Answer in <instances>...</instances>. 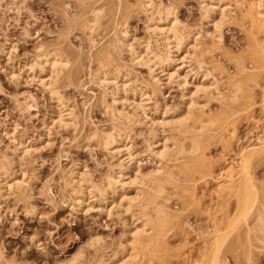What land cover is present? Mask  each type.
I'll use <instances>...</instances> for the list:
<instances>
[{
    "label": "rangeland",
    "instance_id": "374dc122",
    "mask_svg": "<svg viewBox=\"0 0 264 264\" xmlns=\"http://www.w3.org/2000/svg\"><path fill=\"white\" fill-rule=\"evenodd\" d=\"M145 1L0 0V164L5 163L3 164L7 173H5V177L9 179L15 177L18 181L27 183L18 190L16 188L13 190L14 187L10 191L0 190V264H71L75 259L78 264H97L102 260L101 258H111L122 251L120 243L124 240L123 231H126L130 224L128 216L126 214L119 215L117 212L119 210H113L112 214L107 216L100 208L103 198L96 195L87 200L82 208L71 204L74 186L67 185L68 188L64 180L69 181L70 174L77 172L80 175L82 173L84 178L86 176L99 186L105 183L107 175L111 176V172L115 174L116 159H112L102 148L104 142L102 138L105 139L103 136L109 133L113 134V132L114 135L121 134L132 140L134 150L139 154L138 162L135 161L132 165L133 170L145 172L154 166V162L145 152L146 143L152 139L148 123H143L145 121L142 120L143 117H139L141 121L137 118V121L140 122L134 120L135 122L129 123L122 122L114 116L112 118L110 112L105 111L102 107V90L97 86L96 77L103 71L109 76L121 74V77L127 80L129 90L138 88L144 91L145 89V92L149 93L151 101L145 103L149 114L154 112L153 107L157 104L160 107L167 105L165 106L167 110L174 111L180 107L181 90L175 84H162L159 88H155L154 94H151L153 85L151 88L148 87L150 84L146 68L132 61L127 48L124 49L122 45L118 46L115 43L117 38L114 37L118 36L116 31L124 32L125 36H118L123 43L137 47L140 43L143 45L150 42L154 47L158 38L154 36L155 34H151L149 28L151 23L157 22L160 16L164 17L163 10L166 8L175 9L180 26L185 25L184 27L187 26L186 28L193 31L199 32L205 28L206 22L201 20L199 9L202 0H152L154 5L150 10L142 9ZM233 2L238 5L242 4L241 0ZM232 8L236 17L239 18L233 21L229 20L231 22L225 23L222 27L221 47L223 49H215L203 57L205 65L208 64V67L211 66L209 62L213 63L211 60H217V64L224 67L223 74L212 72L218 80L220 95L216 100L209 101L208 110L211 111H207V113L210 114L212 122L208 124L209 126L206 124L204 127L208 132L203 129L204 132L200 133V138L205 139V142L200 139L205 155L201 153L202 159L198 155L197 161L205 160L204 163L201 162L204 168H198L201 167L199 164L196 171L186 173V170L185 172L181 171L184 170L182 168L184 165H181V168L171 167L175 175L174 178L179 184L176 187L171 183L165 184L164 196L168 197L167 207L175 213L178 222L182 223L177 224V219L176 222L174 219L171 222L175 225L167 223V226L163 227V230L170 227L168 230L165 229L166 232L162 231V236L166 237V247L163 250L159 249L161 253L159 250H156V253L153 252L155 254L152 256H155L151 257L154 260L151 259L152 264L193 263L192 261L190 263L189 257L192 254L194 258L196 250L200 248L202 242L200 241L201 236L198 238V235L208 232L212 225L211 221L214 219L212 217H218L226 206L225 203H221L220 198V202L218 201L215 192H213L216 188L215 178L217 179L219 174L224 171L225 166L235 165L238 162V152L241 148L257 147L264 141V113L261 111V98L264 91V63H259L253 58L255 56H253L255 41L259 39L264 41V37L262 38L263 34L255 31L254 27L255 30L250 27V22L240 19L238 13L241 12V9H236L233 6ZM156 10H160L162 15L155 13ZM250 38L253 40L251 39L249 43ZM251 41L254 42V50H252ZM46 51H55L56 54L58 53L68 61L67 66L60 71L56 87L54 86L62 96L65 106L74 112V121H70V124H66L67 126L64 127L50 124L56 102L41 87L38 79L39 68L35 69L33 76L29 72L30 66L33 64L43 63V54L47 53ZM7 52L8 55H6ZM216 62L214 63L216 64ZM242 64L245 65L243 67H246L247 73L250 71L249 76L252 73L250 77H253H247L250 80L240 79L243 82L239 80L240 73L236 74L235 67V65L237 68L242 67ZM224 72L228 75H226L227 77L231 76V78L229 77L231 81L226 78ZM12 74L14 75L12 76ZM235 74L238 75L239 83L241 82L240 88L242 87L237 92L234 91L232 84L233 79L235 80L237 77ZM244 83L245 85H243ZM109 93H111L110 89L106 92L107 103H111ZM246 93L250 98L246 97ZM232 94L236 98L228 101L229 96H233ZM120 104L122 105V103L116 105L118 110L126 108ZM123 110L132 114L131 108ZM225 115L227 116L225 117ZM202 122L205 123L206 120H202ZM12 125L16 129L13 128L14 132L11 135L9 133L8 136L5 133L8 130L11 131ZM197 127V123H195L194 128ZM2 129H6V132ZM12 135L14 138L27 139L28 144H31V150L33 149L30 154L22 156L15 152L10 139ZM206 136L208 137L206 138ZM175 137L181 139L178 135ZM181 141L185 146H189L188 139ZM203 143L207 144L206 148ZM179 161H184V159L180 158ZM259 161L262 162L259 163ZM136 162L140 163L139 168ZM256 163L254 162L251 173L255 177L254 180L257 179L260 182H256L261 183L264 182L263 156L262 160L260 158ZM169 164L171 165V163ZM210 167L212 168L210 169ZM207 171L211 173L204 176ZM4 176H1L0 171V179ZM186 177L192 179L191 182H194L197 187L196 194L198 196L196 195L195 199L201 197V200H193L198 203L192 201L185 191L179 189L181 183L188 182L189 179L186 180ZM28 185L29 187H27ZM15 190L17 191L15 192ZM181 192L183 193L181 194ZM110 194L111 192L108 191L109 197L112 195ZM202 197L204 198L202 199ZM215 197L218 205L224 204V207L221 205L223 210L217 212L218 216L213 212L222 208L216 207ZM213 201L216 204L211 203ZM208 203L212 204V209ZM196 204H200L203 208ZM88 205L89 207H87ZM208 206L210 207L208 209H211L210 213H213L209 214L208 212L210 216L212 215L211 217L207 214L208 209H205ZM225 212L223 213L225 214ZM222 215H220V219L224 217L221 218ZM209 223L211 225H208ZM206 226L209 227L205 228ZM240 228L242 229V227ZM95 238L100 240L97 244L92 242L96 240ZM166 241L169 246L166 245ZM196 245L199 248H196ZM239 249L241 248L239 247ZM239 249L236 248L234 254ZM254 250L257 252L259 249L254 248ZM169 252H172L171 256ZM230 253L228 255L226 253L225 256L222 254L221 258L225 260H221L220 264L236 263L233 259L234 256L231 259L233 253ZM258 253L257 255L253 253V261H256L255 264H264V254L259 251ZM239 261L242 263L237 262L238 264H243L245 260Z\"/></svg>",
    "mask_w": 264,
    "mask_h": 264
},
{
    "label": "bare ground",
    "instance_id": "6f19581e",
    "mask_svg": "<svg viewBox=\"0 0 264 264\" xmlns=\"http://www.w3.org/2000/svg\"><path fill=\"white\" fill-rule=\"evenodd\" d=\"M233 1L232 0H202L200 2L199 9L201 14V20L206 22V26L205 28L200 30L201 32L200 31L196 32L191 29H188L186 28L187 26L184 27L185 25L184 26L181 25L182 26L181 27L180 22L178 21L177 16L175 14L176 13L175 9L173 8L164 9L163 10L164 17L162 16L163 17L162 18L160 16V18L157 19V22L156 21L152 22L150 28L148 27L151 34L152 33L155 34L154 36H157L158 38V40L155 41L154 47L150 44V42H147L143 45H140L142 44L140 43L139 45H137V47L136 46L134 47L133 45L125 42L123 43L120 41L118 36L119 35L125 36L124 32L116 31V33H118V36H116L115 34L116 37L114 38H117L115 43L118 46L122 45L124 49L127 48L129 50L128 52L132 58V61L136 62L137 65L146 68L149 77L148 81L150 84L148 87L151 88V85H153L152 86L153 88L150 91L151 94H154L155 88H159L160 85L162 84H175L181 90V103L179 105L180 107H177V109L176 110L174 109V111L170 109H169L170 111L167 110L165 107L167 105L160 107V105L158 106V104L156 103L157 105H154L153 107L155 109L153 110L154 112H152V114H149L148 113L149 111H147L148 108H146L145 103L146 101L149 102L151 97L149 93L145 92L146 91L145 89L144 91L139 90L138 88H137L138 90L136 88L129 90L128 89L129 87L127 86V80L121 77L122 76L121 74L118 75L119 77L109 76L108 74L103 73L104 72L103 71L102 73L100 72L99 75H97L96 77L97 86L100 88V90H102V105H103L102 107L105 109V111L107 110L108 112H110L112 118L114 116L118 120H121L122 122L127 121L129 123L134 120L137 121V118L140 119L141 117H143L142 120H145L143 123L146 124L148 123L150 127L149 133L151 134L152 139H150L151 141L149 140L146 143L145 152L146 154L149 155L151 161L154 162V166L152 168L150 167L151 169H148L145 172L139 170L136 171L133 170L132 165L135 163V161L138 162L139 154L134 150L135 148L131 143L132 140H130V138H128L127 136H122L121 134L114 135L115 133L113 132V134L109 133L103 136L105 137V139L102 138L104 141V142L102 141L103 142L102 148L105 152L109 154V156L112 159L114 160L116 159L117 164L116 165L114 164L116 167L115 174L111 172L112 175L114 176L107 175L105 179V183L99 186L95 185L93 181L89 180L85 176V178L87 179L86 180L83 177L84 175H82V173L80 175L79 173L77 172L74 173L73 171H72L73 173L70 174L69 181L64 180L67 183L66 186L67 185L70 187L72 185L74 186L72 189L73 196L70 201L71 204H75L79 208H82L86 204L87 200L93 198L96 195L98 197L103 198L100 204L101 205L100 208L105 212V214H107V216H110L113 210H119L117 211L119 212L118 213L119 215L126 214L130 219L129 227L127 226L126 231H123L124 240L121 241L120 243V247L122 251L119 252L118 254H115L111 258H101L102 260L98 261L97 264H148V263L150 264L153 260L151 257L154 258L155 256V255L152 256L153 254L156 253L155 251L159 249L163 250L166 247L165 246L166 237L164 235L162 236V231H164L165 229L168 230V228L170 227L165 228L164 230L163 227L165 225L167 226V223L170 224L173 223L171 221H173L174 219H175L174 222H176L177 219L175 213L171 212L166 205V203L169 202L167 200L168 197L166 198L165 197L166 195L164 196V189H166L165 187L168 183L173 184L174 187L178 186L179 184V183L177 184V180L176 178H174L175 175L173 174V171L171 169H173L174 166L180 167L181 165H184V167L182 166L184 170L181 171L185 172L186 170V173L187 172L192 173V171L197 169L199 164L201 165V162L203 163L205 162V160L204 161L202 160L200 162L197 161V158L199 157L198 155H200L199 157L200 159H202L201 153L202 155H205L204 152L202 151L203 148L201 147L200 144V141L202 140L204 141L205 139L200 138V133L201 131L204 132L203 129L206 130V128H204L206 124L208 125L209 123L212 122V118L210 117V114L207 113V111H211L208 110L209 101L216 100L220 95L218 89L219 88L218 80L216 79V77L213 75L212 72L223 74L222 69L224 67H222L220 64L218 65L216 62L217 60L216 61L211 60L213 61V63L211 64L209 62V65L211 66L208 67L207 66L208 64L205 65L204 62L205 58L203 57H205L206 54L209 55L208 53L212 52L215 49H223V47H221L222 34H223L222 27L225 25V23L228 22L230 23L231 21L239 18L236 17L237 15H235L234 13L235 11L232 8V6L235 7L236 9H241L240 10L241 12L238 13L240 14V19L245 20L246 22L248 21V23L250 22V27L252 28L254 27L256 30L254 28L253 29L263 34L262 38L264 37V0H241L242 3L241 5H238L236 2ZM153 5L154 3L152 2V0H146L143 3L142 9L150 10L153 8ZM155 13L162 15L160 10H156ZM251 39L253 40V38H250L248 42ZM258 41H260V39ZM258 41H255V43L251 41L252 50H254L253 47L255 46L254 47L255 54H253V56L254 55L255 56L253 58H255V60L258 61L259 63L263 64L264 41H260L261 43ZM248 48L247 50H249ZM54 52L55 51H50L43 54L44 55V60H42L43 63L40 65L33 64L32 65L33 67L30 66L29 72H31L33 76L35 69L37 67L39 68L38 79L40 85L50 95V98L56 102L55 110L50 118V124L51 125L56 124L58 126L64 127L70 124L69 122L74 119V114H73L74 112L71 109H69L68 106H65L62 96L58 93V91H56L55 84L57 82L61 69L67 66L68 61L63 59L62 56L58 55V53L56 54V52L55 53ZM8 54L9 53L7 52L6 55ZM214 62H216V64ZM237 65H239V63H237ZM237 65H235L237 69L236 74L237 72L241 74V75L239 74L240 77L239 80L240 79L243 80L244 78L245 80L246 79L250 80L248 78L251 76L252 73L249 76L250 71L249 73L246 72L247 71L245 69L246 67H243L245 65L242 64V67L240 66L241 68L238 67L239 69L237 68ZM14 74H12V76ZM224 75L226 76L227 74H225L224 72ZM227 76L226 78L228 79L229 77L231 78V76L229 77ZM236 76L237 77H235L236 78L235 80L232 78L233 79L232 84L234 85L233 86L234 91L237 92L238 89L242 88V87L240 88L239 84H241V82L243 81L240 80L241 82L239 83V81L237 80L238 75ZM229 81L231 80L229 79ZM243 85H245V83ZM108 89L111 90V93H109L111 103H107V100H105L106 92ZM246 95L247 98H250L247 93ZM229 97H230L229 100L228 99L226 100L230 101L235 96L233 95ZM222 99L220 100L222 101ZM118 103H122V105L120 104L122 107L126 106L127 110L128 108L129 109L131 108L132 112L131 110L130 112L132 114H129L127 111L125 112L123 110L126 109L125 107L121 110H118L116 108V105ZM261 103H262L261 111L262 113H264V91L262 93ZM230 107L232 106L230 105ZM234 110L237 111L236 109ZM227 115H225V117ZM216 116H220V115H216ZM202 120L203 121L206 120V122L204 123L202 122ZM195 123H197L198 126L197 128H194ZM11 128H12L11 131L8 130L7 133H5L8 136L9 133L11 135L16 129L14 126ZM7 129L9 128L7 127ZM175 135L181 137V139L178 138L180 141L176 139ZM203 137H205V135H203ZM207 137L208 136H206V138ZM16 138H14L13 135L10 138L11 141L13 142L12 144L15 152H17L22 156L30 154V152L33 149L31 150V144H28L27 139L26 138L16 139ZM182 139L185 140L188 139L189 146L188 145L185 146L183 141H181ZM203 144L204 146L207 145L205 143ZM238 153H239L238 162L235 165L225 166L224 171L221 174H219L217 179L215 178L216 188L215 190L213 189L214 190L213 192H215L214 194L218 198V201L220 198V200H222L221 203L226 204L225 206L226 210L224 209L226 212L223 210L221 206L223 205L224 207V204L218 205L217 198L215 197L217 204L214 201L211 203H215L217 206L213 204L214 206H216L217 208L221 207L222 209L216 211L213 208V210L216 211L213 213L217 215L218 214L217 212L223 210L221 211L223 215L220 214L221 213L220 212L219 216L217 215L218 217L215 216L212 217L214 218L213 219L214 221L210 220L212 225L211 223L208 224L211 226L207 233L205 232L204 234L203 232L200 235L197 234L198 238L201 236L200 241H202L201 242L202 244L199 241L201 249L196 245V248L199 249L197 250L195 249L197 252L195 253L196 255L194 256V258L192 257L193 256L192 254L189 257L190 263L193 262L194 264H220L222 260L221 258L222 254L225 256L226 253L228 255L231 252L230 254L233 253L231 259L234 256L233 259L236 262L233 263L238 264V263H242L239 260L241 261L245 260L243 261L244 262L243 264L245 263L255 264L256 261H253L254 258H252L254 256L253 253L257 255L259 251L264 254V182L257 183L260 181H257V179L254 180L255 177L251 173L253 171L251 169L254 168L253 166L254 162L256 163L257 161L258 163V160H260V158L262 160V156L264 159V141L261 142V144L257 147L241 148ZM257 156L260 158L259 159L256 158ZM180 158H183L184 161L180 162L179 161ZM260 162L262 161H259V163ZM169 163H171V165ZM3 164L2 163L0 164L1 176H4L6 173L5 165ZM139 164H138V168H139ZM198 168L202 169L204 168V166L201 165V167ZM211 168L212 167H210V169ZM205 169L208 170L207 167H205ZM198 171L200 170L198 169ZM201 172H203V170H201ZM208 173L211 172L207 171V173H205L204 176H207ZM4 177L0 179V190L2 189V190L10 191L12 190L13 187H14L13 190L15 188L18 190L23 186V184L26 183V182L23 183V181H18L15 177L14 178L11 177L10 178L11 180L7 177L5 178ZM187 177L190 178L191 176H187ZM187 177L186 180L189 179ZM187 181L188 182L185 181V183H181V187L179 186V189L185 191L187 193V196L190 197L192 201H194L193 199H195L197 195L196 194L197 187L196 185H194V182H191L192 179L191 180L189 179ZM27 187H29V185ZM17 190H15V192ZM108 191H110L112 194V195L110 194L111 195L110 197L108 196ZM182 193L183 192H181V194ZM186 193H184V195ZM200 198L198 197L197 200L196 199L195 200L196 201L201 200ZM203 198L204 197H202V199ZM196 201L194 202L198 203ZM200 204L202 205V203ZM200 204H196V205H199L201 207ZM209 206H211L212 209L213 207L212 204L211 205L209 204ZM209 206L207 208L205 207V209L210 208ZM87 207H89V205ZM211 209L210 210L208 209L207 214L208 212L209 214H213L212 212L210 213ZM176 212L177 214H179L178 211ZM223 212H225V214ZM200 214L203 213L200 212ZM208 215L207 218L209 220L210 219L209 217H211L212 215L211 216L209 215V217ZM220 215H222L221 218L223 216L225 218L223 217L222 219H220ZM178 221L179 220L177 219V222ZM179 223L182 222L180 221L177 224ZM238 225L242 227V229ZM207 227L209 226H206L205 228ZM97 240L98 238L92 242H95L97 244V242L100 241ZM167 241H166V245H167ZM92 245L94 244L92 243ZM239 247L241 249H239ZM253 247L259 250L256 252ZM236 248H238L239 250L237 251L238 253L237 252L235 253L236 254L235 255L234 251L236 250ZM159 252L161 253L160 250ZM171 253L170 256L172 255ZM224 262H228V261H224ZM71 264H78V262L75 259L74 261H72Z\"/></svg>",
    "mask_w": 264,
    "mask_h": 264
}]
</instances>
